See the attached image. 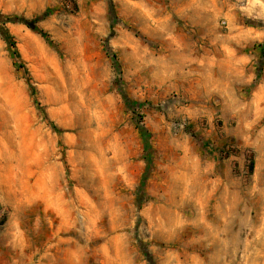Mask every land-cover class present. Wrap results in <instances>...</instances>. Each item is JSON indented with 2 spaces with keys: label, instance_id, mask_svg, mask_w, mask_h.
<instances>
[{
  "label": "rangeland",
  "instance_id": "374dc122",
  "mask_svg": "<svg viewBox=\"0 0 264 264\" xmlns=\"http://www.w3.org/2000/svg\"><path fill=\"white\" fill-rule=\"evenodd\" d=\"M63 2L0 0L20 53L0 34V264H264V189L246 174L238 196L208 184L211 157L240 148L222 157L190 123L212 38L250 40L242 52H259L250 66L264 75V19L201 28L184 0ZM35 20L49 40L22 23ZM240 115L243 132L264 133V109Z\"/></svg>",
  "mask_w": 264,
  "mask_h": 264
},
{
  "label": "crops",
  "instance_id": "0c3cea01",
  "mask_svg": "<svg viewBox=\"0 0 264 264\" xmlns=\"http://www.w3.org/2000/svg\"><path fill=\"white\" fill-rule=\"evenodd\" d=\"M241 1L238 0V2ZM243 1V3H229L228 0H215L214 6H212L213 14L209 13L208 0H184L181 8L185 10L183 18L201 28L215 24L216 18H221V16L228 21L230 29L236 27L234 19L239 15L255 18L257 16V18L264 19V0ZM189 18H193V20ZM212 39L213 43L218 46L212 53L213 56L208 57L209 61L206 63L211 71V79L205 81L206 84L204 83L198 92L192 91V98L198 100L199 104L191 113L193 117L190 116L194 120H204L207 125L202 127L198 124L199 121L194 123L192 119L190 123L194 124L191 129L197 131L203 141L215 143L217 148L232 139L235 140L234 143L240 148L238 155L225 160H219L212 156L214 163L212 160L208 161L207 167L202 168L201 173L208 184L216 183L215 188L218 187L223 196H228L230 193L233 196H238L241 187L240 178L244 177V174L250 176L254 188L260 185L264 189V133L253 138L251 132L246 134L239 128L242 106L264 109V75L259 77L256 69H252L253 67L250 66V64H255L259 52L257 50L242 52L241 48L251 43L250 40L231 35H222ZM174 40L178 45L176 50L182 54H186L192 46L189 39V41H185L184 38L177 37ZM260 42V40H255L252 44ZM237 44L240 46H236ZM258 77L259 81L256 82ZM187 82L189 79L186 74L177 75V84H186ZM253 83L255 85L251 98L247 99L244 96V90L246 87L252 86ZM220 122H222V126L218 127ZM254 122L250 119L248 124L252 125ZM232 123H237V125L233 127ZM248 150L256 154L252 173L249 172L248 162L244 155V152ZM212 174L216 175L215 179H210Z\"/></svg>",
  "mask_w": 264,
  "mask_h": 264
},
{
  "label": "trees",
  "instance_id": "16d2710c",
  "mask_svg": "<svg viewBox=\"0 0 264 264\" xmlns=\"http://www.w3.org/2000/svg\"><path fill=\"white\" fill-rule=\"evenodd\" d=\"M3 18H4V16L0 14V19H3ZM9 22H14V21L12 19H10V18H4L3 26L0 27V34L2 35V37L4 38V40L8 43V45H10L11 48L14 50V54L18 58H20V53L17 50L16 42L14 40V37L11 35V33L9 32V30L6 28V24L9 23ZM22 23L25 26H27L28 29H30L32 32L37 33L38 35H40L41 37L45 38L46 40H49V35L38 26V21L37 20L32 21V22L22 21ZM29 86L33 90L32 85H29ZM139 130L142 131L143 133L146 132V129L142 125V123H139ZM253 168H254L253 167V163H251L250 166H249V171L251 173L253 172Z\"/></svg>",
  "mask_w": 264,
  "mask_h": 264
},
{
  "label": "built area",
  "instance_id": "2783aa9c",
  "mask_svg": "<svg viewBox=\"0 0 264 264\" xmlns=\"http://www.w3.org/2000/svg\"><path fill=\"white\" fill-rule=\"evenodd\" d=\"M62 1H64L63 3L66 5L67 8H69V10L75 12V0H62ZM185 128H186L185 124L178 125V130H183ZM238 149L239 148L234 142H227L220 148L218 153L220 154V156L225 157V156L233 155L234 153H236Z\"/></svg>",
  "mask_w": 264,
  "mask_h": 264
}]
</instances>
